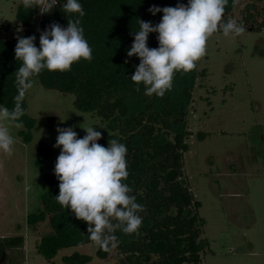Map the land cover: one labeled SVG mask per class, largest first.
<instances>
[{"label": "trees", "instance_id": "obj_1", "mask_svg": "<svg viewBox=\"0 0 264 264\" xmlns=\"http://www.w3.org/2000/svg\"><path fill=\"white\" fill-rule=\"evenodd\" d=\"M240 1L243 5L238 21L243 22L246 30H263L264 14L258 4L261 0H229L223 19L231 18L228 14ZM64 3L66 0H57L52 11L44 14L38 8L26 10L20 3L10 37L1 32L9 31L11 23L0 25V105L12 109L18 94L15 71L21 61L15 58L16 36L35 35L34 43L39 48L40 33L50 24L59 23L67 28L68 19L79 18L84 37L93 50L91 62L81 59L64 72L45 69L32 78L33 82L37 79L47 89L73 94L77 109L98 116L110 132L97 143L107 148L109 139H117L126 146L129 175L124 182L145 209L139 213L143 219L138 235L116 231L115 246L107 252L98 247L95 256H115L112 264H202V253L208 244L201 237L205 219L199 212L201 202L186 179L184 157L192 134L188 114L193 91L197 78L205 76L206 70H199L197 61L190 72L174 73L171 90L163 97L148 96L143 83L137 85L130 78L139 58L127 56L134 41L132 33L139 28L138 19L153 25L161 21L163 13L152 15L148 11L151 6L175 7L178 3L187 5L188 0H79L85 12L82 18L76 13L66 15ZM260 15L262 20L257 21ZM157 35L149 34V48L158 47ZM22 108L23 128L19 133L25 142H30L36 119L28 113L26 93ZM37 149L38 166L54 154L53 147L45 141L38 142ZM43 179L47 190L41 194V208L28 215L27 223L35 225L49 220L51 232L40 238L37 250L54 263L61 249L94 242L88 237L87 223L76 219L70 208L55 200L59 181L54 172L44 174ZM24 245L23 235L0 236V264H24ZM93 258L75 251L61 259L65 264H88Z\"/></svg>", "mask_w": 264, "mask_h": 264}, {"label": "rangeland", "instance_id": "obj_2", "mask_svg": "<svg viewBox=\"0 0 264 264\" xmlns=\"http://www.w3.org/2000/svg\"><path fill=\"white\" fill-rule=\"evenodd\" d=\"M20 3L0 0V25L11 23L2 36H11ZM258 4L264 14V0ZM242 5L240 1L228 17L238 20ZM198 69L206 75L197 78L189 108L192 134L184 171L205 219L201 237L208 244L202 264H264V29L238 36L214 33ZM26 98L28 113L36 119L33 139L25 142L19 133L23 127H13L11 155L0 150V236L25 237L24 264H65L62 256L75 251L93 255L88 264L114 263L115 256H95V243L63 248L54 263L38 252L50 223L30 225L27 217L41 208V194L47 190L43 175L54 172L60 154L53 147L57 127H73L78 138L86 135L82 127L93 126L102 135L110 131L98 116L77 109L73 94L47 89L37 79ZM40 141L50 144L54 154L38 166Z\"/></svg>", "mask_w": 264, "mask_h": 264}, {"label": "clouds", "instance_id": "obj_3", "mask_svg": "<svg viewBox=\"0 0 264 264\" xmlns=\"http://www.w3.org/2000/svg\"><path fill=\"white\" fill-rule=\"evenodd\" d=\"M228 3L229 0H188L187 5L178 3L175 7L151 6L148 11L152 15L160 12L163 15L156 25L137 21L139 28L132 33L134 41L127 51L128 57L137 56L140 60L130 77L132 82L143 83L145 95L163 97L171 90L175 72H190L206 55L207 41L214 33L238 36L245 32L242 21L223 19ZM21 4L26 10L38 8L44 14L52 11L57 0H21ZM62 9L66 15L76 13L81 18L85 15L79 0H66ZM150 33H158L157 48L147 46ZM16 40L15 58L21 61L15 71L18 94L12 109L0 105V150L9 155L15 143L10 129L23 127L22 102L33 86L32 78L45 69L64 72L74 62L93 59L79 18L68 19L67 28L59 23L50 24L40 33L39 48L34 43L35 35L26 38L18 35ZM82 128L86 132L82 138H78L73 127L56 129L58 136L53 147L59 148L60 154L54 168L59 181L55 200L70 208L76 219L86 222L89 239L107 252L115 246L116 231L139 234L143 219L139 213L145 209L124 182L129 175L126 146L117 139H109L106 148L97 143L102 138L101 132L93 126Z\"/></svg>", "mask_w": 264, "mask_h": 264}]
</instances>
